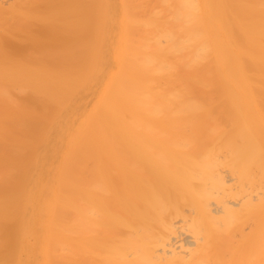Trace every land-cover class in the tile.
<instances>
[{"label": "bare ground", "instance_id": "6f19581e", "mask_svg": "<svg viewBox=\"0 0 264 264\" xmlns=\"http://www.w3.org/2000/svg\"><path fill=\"white\" fill-rule=\"evenodd\" d=\"M0 264H264V0H0Z\"/></svg>", "mask_w": 264, "mask_h": 264}]
</instances>
